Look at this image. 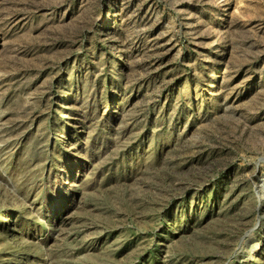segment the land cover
<instances>
[{
	"label": "rangeland",
	"instance_id": "1",
	"mask_svg": "<svg viewBox=\"0 0 264 264\" xmlns=\"http://www.w3.org/2000/svg\"><path fill=\"white\" fill-rule=\"evenodd\" d=\"M0 264H264V0H0Z\"/></svg>",
	"mask_w": 264,
	"mask_h": 264
}]
</instances>
